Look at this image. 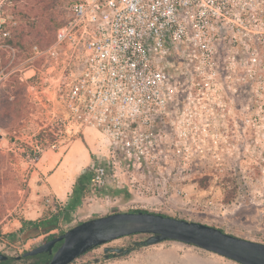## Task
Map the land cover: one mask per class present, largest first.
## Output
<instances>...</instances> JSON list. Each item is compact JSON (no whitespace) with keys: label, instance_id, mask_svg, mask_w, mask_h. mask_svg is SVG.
Returning a JSON list of instances; mask_svg holds the SVG:
<instances>
[{"label":"rangeland","instance_id":"rangeland-1","mask_svg":"<svg viewBox=\"0 0 264 264\" xmlns=\"http://www.w3.org/2000/svg\"><path fill=\"white\" fill-rule=\"evenodd\" d=\"M52 2L56 14L54 25L63 24L66 8L55 0ZM262 10L253 16L261 19L257 25L244 26L242 39L238 36L234 41L228 37L219 44L214 59L216 73L206 80L210 89L200 91L205 92L199 95L203 98L200 103L195 101L189 106L180 101L178 112L170 120L153 125L152 136L160 135L158 140L163 149L158 166L143 163L137 167L133 164V152L130 151L131 159L124 161L121 152L107 143L110 153L106 160L114 161L123 170L125 187L119 189L124 191V198L130 194L129 199L122 202L111 195L118 188L111 179L104 188L91 190L84 208L76 210L70 223L61 224L52 233L59 235L60 230L66 232L79 222L114 212L145 210L213 226L264 244ZM55 32H48L44 39L54 36ZM36 41L46 42L40 38ZM236 90L243 91L244 101L236 96ZM189 111L192 117L186 121ZM57 113V108L45 97L29 95L25 86L13 78L0 88V253L10 258L9 264H33L32 257L16 258L44 243L47 236L42 234L27 241L19 236L6 237L18 231V220H32L28 218L42 215L36 219L39 220L56 213L62 206L53 201L52 207H48L46 203L53 196L46 177L56 169L46 156L53 151L65 154L77 141L94 160L93 148L83 140L82 131L77 132L72 124L62 133L56 128L52 116ZM182 125L187 138L179 136L177 126ZM96 141L100 139L96 137ZM65 174L68 179L64 189H67L79 172L65 170ZM178 191L182 194L178 195ZM147 238L148 235L142 234L114 240L93 248L71 264H236L173 241L130 250L135 242ZM105 248H123L130 252L107 254Z\"/></svg>","mask_w":264,"mask_h":264},{"label":"built area","instance_id":"built-area-1","mask_svg":"<svg viewBox=\"0 0 264 264\" xmlns=\"http://www.w3.org/2000/svg\"><path fill=\"white\" fill-rule=\"evenodd\" d=\"M16 1L0 0V88L13 78L57 108L59 125L96 129L124 161L133 152L137 167L159 165L163 149L153 125L178 112L184 90H194L186 94L189 106L200 103L194 92L210 89L219 44L242 39L244 26L261 20L254 14H264V0H59L66 18L53 42L30 45L25 58L12 43ZM186 115L191 120V111ZM113 166L92 161L94 190L115 179Z\"/></svg>","mask_w":264,"mask_h":264},{"label":"water","instance_id":"water-1","mask_svg":"<svg viewBox=\"0 0 264 264\" xmlns=\"http://www.w3.org/2000/svg\"><path fill=\"white\" fill-rule=\"evenodd\" d=\"M135 234L148 235L145 246L173 241L236 264H264L263 243L239 238L206 224L143 211L114 212L88 219L16 259L49 254L51 258L46 264H71L93 248ZM104 251L118 255L130 252L123 248H105ZM8 259L7 255L0 253V264Z\"/></svg>","mask_w":264,"mask_h":264},{"label":"trees","instance_id":"trees-1","mask_svg":"<svg viewBox=\"0 0 264 264\" xmlns=\"http://www.w3.org/2000/svg\"><path fill=\"white\" fill-rule=\"evenodd\" d=\"M52 1L53 0H17L15 5L11 8V13L19 20L12 43L20 49L22 53L21 55L25 58L29 57L28 48L30 45L38 44L40 47H44L51 44L54 36L45 40V34L51 31H56L62 25H54V16L56 14L54 11L55 5ZM55 1L62 4L59 0ZM38 38L46 42L42 43L36 41ZM92 176L93 174L90 168L83 170L81 174L76 177L66 203L59 206L56 210L57 212L55 211L56 213L34 221L20 218L18 220L20 223L18 231L15 234H6V237L19 236L23 241H27L43 234L47 235L44 238V241L46 242L64 233L65 231L63 230L59 231V235L52 232L59 230L60 225L63 223H70L73 220L72 215L75 211L84 208L86 198L88 197L90 191L94 190L91 186ZM123 193V190L114 188L111 195L115 198L121 199L122 202H126L129 199L130 194H128L127 198H124ZM139 211L148 212L145 210H129V212ZM137 235L142 234L131 235V237ZM144 246V241L135 242L134 245L131 246L130 250H137ZM32 258L35 259L33 264H46L50 260V256L48 254H39ZM9 262L10 258L5 262H1V264H9Z\"/></svg>","mask_w":264,"mask_h":264},{"label":"crops","instance_id":"crops-1","mask_svg":"<svg viewBox=\"0 0 264 264\" xmlns=\"http://www.w3.org/2000/svg\"><path fill=\"white\" fill-rule=\"evenodd\" d=\"M82 133H83V140L86 142L88 146L93 148V150H91L93 151L92 152L93 158L106 160L107 159L106 157H108L110 150L109 148H107L108 147L106 146L107 142L103 140L101 134L96 129L90 127H85L82 130ZM96 137L100 139L99 142L96 141ZM84 147L85 146L83 144L81 145L77 141H74L73 147L70 150H68L65 154L62 152H54V151L48 155L46 154L47 155L46 158L52 161L53 168L54 169L56 168L54 173L46 177V182L51 187V193L53 195L51 199L54 202H57L59 205H63L65 203L68 195L71 192L74 181L76 179L74 178L68 185V188L64 189V186L67 185L66 181L68 179L67 175L65 174V170H78L79 174H81V172L85 168L90 167L93 161L92 159H90L89 152L85 151ZM112 170L115 176V179H113V181L115 182V185H117L116 187L124 188L125 187L124 186L125 182L123 179L124 173L123 170L120 169V165H117V163L114 162V166L112 167ZM117 182L119 184H116ZM40 217H42V215L36 218H28V219H32L34 221V219L36 220ZM24 219L27 220V218Z\"/></svg>","mask_w":264,"mask_h":264},{"label":"flooded vegetation","instance_id":"flooded-vegetation-1","mask_svg":"<svg viewBox=\"0 0 264 264\" xmlns=\"http://www.w3.org/2000/svg\"><path fill=\"white\" fill-rule=\"evenodd\" d=\"M192 91H194V90H191L190 92H187V90H184V92H183V94H182V99H181L183 105L186 104V101H189V100H190V98L187 97L186 94H187V93L192 94ZM236 92H237V90H236ZM235 94H236V96H238V98H239V97H242V98H240V99H242L241 101H244V98H243V97H244V96H243V91L237 92V93H235ZM196 95L199 96L200 93H197V92H196ZM196 95H195V96H196ZM194 100H196V97L194 98ZM236 110L239 111V109H236ZM241 114H242V112H241ZM55 117H56V115H53V116H52L54 122H56V128H57V129H60V132L62 133L63 129H65V126H64L63 124L59 125V123L56 121ZM57 246H58V245H57ZM57 246H56V247H57ZM55 249H56V248H55ZM55 249H54L53 251H55ZM110 254H112V253H110ZM48 255H49V254H48ZM49 256H50V258H51V255H49Z\"/></svg>","mask_w":264,"mask_h":264}]
</instances>
